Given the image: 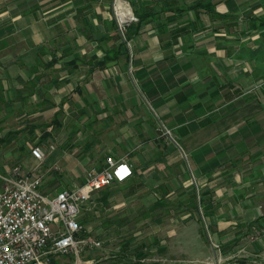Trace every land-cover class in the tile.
Instances as JSON below:
<instances>
[{
	"label": "crops",
	"instance_id": "obj_1",
	"mask_svg": "<svg viewBox=\"0 0 264 264\" xmlns=\"http://www.w3.org/2000/svg\"><path fill=\"white\" fill-rule=\"evenodd\" d=\"M113 1L0 0L1 155L20 156L23 161L26 147L20 142L24 128L26 132L31 128L24 125L25 117H47L48 128L42 123L31 126L38 131L39 142L49 145L46 165L51 172L57 170L59 177L63 175L58 190L75 180L67 175H78L76 170L70 172L74 153L86 169L102 167L107 156L125 159L137 183L147 150L143 127L156 122L157 111L168 116L166 110H176L184 143L191 142L182 130L186 125L199 127L192 142H201L205 125L229 131L242 123L257 124L261 129L256 140H250L257 143L253 147L257 151L235 152L245 161L253 157L258 162L256 156L264 155V101L260 98L264 94V0H122L140 20L139 30L133 26L128 38L116 32ZM39 30L51 32L38 39ZM62 44L66 53L59 55L33 51ZM89 45L111 46L115 52L97 49L91 53L84 49ZM177 47L182 48L179 56ZM180 68L183 73L177 82L174 73ZM254 83L259 89L249 92L254 94L249 97L245 89ZM150 94L156 95L159 104L152 105ZM217 100H224L231 112L215 117L220 109ZM26 110L31 111L28 118ZM203 110L208 116L195 117L194 112ZM45 132L48 137L43 140ZM200 146L188 148L196 151ZM255 161H246L243 182L254 190L246 200L251 197L249 201L256 204L254 192L263 200L258 203L261 218L256 220L261 221L264 163Z\"/></svg>",
	"mask_w": 264,
	"mask_h": 264
},
{
	"label": "rangeland",
	"instance_id": "obj_2",
	"mask_svg": "<svg viewBox=\"0 0 264 264\" xmlns=\"http://www.w3.org/2000/svg\"><path fill=\"white\" fill-rule=\"evenodd\" d=\"M132 13L139 20L133 10ZM112 15L117 26L115 31L123 36L114 11ZM134 22L136 21L130 24L133 25ZM48 32L51 31L39 30L38 39ZM55 32L63 33L60 30ZM129 33L132 34V31ZM126 35L128 38L127 32ZM131 45L132 53H135L134 46ZM34 48L33 51L38 54L66 53L63 44ZM118 48L121 51L122 45ZM74 49L77 50L76 47ZM84 49L91 53L98 52L97 49L107 54L115 52V48L111 46L89 45ZM175 51L179 56L182 48L177 47ZM10 52H14V48ZM182 73V68L174 73L177 82L181 80ZM257 89L259 88L254 83L245 89L248 91L246 95ZM252 95L254 94H249V97ZM149 96L152 105L159 104L156 95ZM260 98L264 101V94H260ZM216 103L220 109L215 117L219 118L231 112L232 107H227L224 100H217ZM26 112L28 118L31 111ZM152 113L155 114L153 111ZM165 113H168V116L157 111L156 122L143 127L147 150L142 154L145 158H142L139 164L142 173L137 174L138 182L135 181L131 185L114 184L104 189V192H94L93 207L82 212L80 220L88 232L87 238L102 241L101 248L86 249L81 254L84 264H137L136 251L142 248L147 254L142 260L146 264H264V219L256 221L261 218L263 209L258 203L263 200L256 192V204L249 201L251 197L246 200L247 193L254 190L247 181L243 182L247 171L245 168L249 165L246 161L255 160L249 157L245 161L235 152H241L242 149L256 152L257 148L253 147L257 143L250 140H256L261 128L257 124L247 126L242 123L228 131V127L217 125L209 129L205 125L200 130L204 133L202 141L192 142L193 133L199 127L190 124L182 127L187 133L186 139L191 141L184 143L180 135L181 128L178 126L180 119L177 122L176 118L178 111L166 110ZM204 113L205 110L194 112V115L203 118ZM205 115L208 116L207 113ZM192 116L187 114L186 117ZM142 118L138 116V119ZM48 122L47 117L41 120L25 117L24 125L31 128L26 132L25 126V136H22L23 140L20 142V145L26 147L27 156L23 161L20 156L7 159L0 153V192L5 185L4 178L8 177L5 175L6 171L18 165L23 166L26 174L34 171L43 176L41 191L48 196H55V193L72 188L74 183L80 185L79 181H83L86 171L90 168L81 167L78 163L80 160L77 162L74 153L70 161V172L76 170L78 177L67 175L69 180H75L58 190V179L63 175L59 177L57 170L53 169L51 172L46 165L49 145L39 142L41 137L37 134L38 131L33 129L34 125L31 126L32 123H42L41 127L48 128ZM262 123L264 124L263 120ZM226 131L228 133L224 134ZM209 139L214 140L209 143ZM242 139L246 140L244 145L238 144ZM197 144L202 147L195 148L196 151L189 150L188 146ZM36 146L47 150L46 161L38 162L33 159L31 152ZM256 157L258 162L255 161V164L259 161L264 163V155ZM27 158H30L29 162ZM11 174L12 172L9 175ZM74 260L73 256L61 255L53 257L52 264H74Z\"/></svg>",
	"mask_w": 264,
	"mask_h": 264
},
{
	"label": "built area",
	"instance_id": "obj_3",
	"mask_svg": "<svg viewBox=\"0 0 264 264\" xmlns=\"http://www.w3.org/2000/svg\"><path fill=\"white\" fill-rule=\"evenodd\" d=\"M118 1H114L113 11L125 35L130 23L139 20L133 13L122 20ZM31 154L38 162L47 156L39 146L32 148ZM133 177L134 170L125 159L108 156L102 167L86 171L80 185L74 183L72 188L48 196L41 191L42 175L34 171L26 174L22 166H16L4 178L0 192V264H52V258L61 255L73 256L74 264H84L81 254L86 249L102 247L101 240L87 238L80 220L82 212L93 207L92 194Z\"/></svg>",
	"mask_w": 264,
	"mask_h": 264
},
{
	"label": "trees",
	"instance_id": "obj_4",
	"mask_svg": "<svg viewBox=\"0 0 264 264\" xmlns=\"http://www.w3.org/2000/svg\"><path fill=\"white\" fill-rule=\"evenodd\" d=\"M140 21V20H139ZM133 26H135L136 27V30L135 31H138L139 30V28H140V26H139V22L138 23H135V24H133V25H130L129 26V28L127 29V31L128 32H131L132 30H131V28L133 27ZM47 132H45V134H44V139L43 140H46L47 139ZM135 176V175H134ZM133 179V178H132ZM132 179H130V181L132 180ZM130 181H128V182H130ZM132 182V184L135 182L134 180H132L131 181ZM107 189V188H106ZM105 189V190H106ZM105 190H103L102 192H104ZM102 192H100V193H102ZM86 236H87V234H86ZM137 252V257H138V259H137V261H136V263L137 264H146L145 262H143L142 260L146 257V253H145V250H144V248H142V250L140 249L139 251H136Z\"/></svg>",
	"mask_w": 264,
	"mask_h": 264
},
{
	"label": "bare ground",
	"instance_id": "obj_5",
	"mask_svg": "<svg viewBox=\"0 0 264 264\" xmlns=\"http://www.w3.org/2000/svg\"><path fill=\"white\" fill-rule=\"evenodd\" d=\"M117 11L122 20H127V18L132 17V10L129 5L122 0H119L116 4Z\"/></svg>",
	"mask_w": 264,
	"mask_h": 264
}]
</instances>
